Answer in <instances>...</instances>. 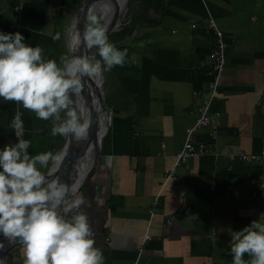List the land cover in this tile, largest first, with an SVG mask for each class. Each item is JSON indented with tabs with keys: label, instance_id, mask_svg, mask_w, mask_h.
Instances as JSON below:
<instances>
[{
	"label": "crops",
	"instance_id": "obj_1",
	"mask_svg": "<svg viewBox=\"0 0 264 264\" xmlns=\"http://www.w3.org/2000/svg\"><path fill=\"white\" fill-rule=\"evenodd\" d=\"M81 1L0 0V32H20L26 44L43 49L45 60L59 64L70 57ZM208 12L228 45L209 108L211 115L219 112L217 132L197 129L194 140L210 152L188 158L175 169L178 182L164 183L186 128L209 97ZM107 35L127 57L103 74L109 120L101 160L74 197L84 199L79 211L88 217L94 246L104 264H232V232L264 222V165L238 157L264 150V0H125ZM18 110L21 137L35 145L46 140V151L54 153L53 119L2 98L0 150L18 142L9 127ZM24 259L22 248L5 264Z\"/></svg>",
	"mask_w": 264,
	"mask_h": 264
},
{
	"label": "clouds",
	"instance_id": "obj_2",
	"mask_svg": "<svg viewBox=\"0 0 264 264\" xmlns=\"http://www.w3.org/2000/svg\"><path fill=\"white\" fill-rule=\"evenodd\" d=\"M98 7V13L87 14L82 34L72 35L70 49L83 43L88 49L95 47L100 59L62 56L58 64L45 60L41 47L26 44L20 32H0V98L34 112L38 119H54L53 135L86 139L90 121L85 106L78 102L82 78L101 80L104 72L125 64L127 52L117 49L107 35L104 21L111 5L102 2ZM21 116L18 110L12 120L20 132ZM17 138L18 142L0 150V235L22 246L24 264H104L88 217L79 211L83 197L69 200L70 192L75 196V186L70 188L58 177L49 179L62 164L64 153L30 155V142ZM41 169H47V175ZM230 243L232 264H264V222L253 220L233 231ZM246 254L250 259H244Z\"/></svg>",
	"mask_w": 264,
	"mask_h": 264
},
{
	"label": "water",
	"instance_id": "obj_3",
	"mask_svg": "<svg viewBox=\"0 0 264 264\" xmlns=\"http://www.w3.org/2000/svg\"><path fill=\"white\" fill-rule=\"evenodd\" d=\"M97 1L98 0H82L79 8L76 11L73 21H75L74 25L77 31H79L81 34L83 32L86 23L87 14L89 13V6L93 2H97ZM113 4H114V10L110 16V19H108L109 17L108 14L106 20L104 21L107 25V33L111 31L113 26L116 24L118 15L122 12V9L124 7L123 6L122 8H120L116 0H113ZM96 12L98 13L99 11L97 10ZM82 55L92 56L95 57V59H97L95 52L92 53L91 49H88L83 43H81L78 49L70 50V57L82 56ZM87 81L94 89V92L96 94L95 99L93 101L91 100L89 93L86 91V89L88 88L86 84ZM102 97H103L102 87L99 88L96 85V80L88 77H83L82 89L80 96L78 98V102L82 103L86 108V114L88 115L90 121L89 135L86 139L83 140H76L71 134L63 135L64 137L63 142L61 143L60 147L54 152V154L63 152L64 160L60 165V167L58 168V170L54 173L53 177H49V179L58 177L61 182L65 183L70 188L72 186H75L76 188L75 196L78 193H80L83 188H85L88 180L96 172L100 164L101 143L100 141L97 142L96 140H94V138L97 135L98 131L100 130L99 115L101 113H107L106 107L102 101ZM64 115L65 114H63V117ZM105 127H106V123H105ZM103 135H102V139H103ZM91 142H93V154H92V159L89 165L87 166V162H86L88 155L87 149L91 144ZM49 167H51V163L49 164ZM44 173L45 175H47V169ZM75 196H73L70 192L69 200L73 199ZM1 241H4L6 243V246L4 248V255L3 257L0 258L4 260V263L12 251L22 249V246L19 243L9 242L2 235H0V243Z\"/></svg>",
	"mask_w": 264,
	"mask_h": 264
},
{
	"label": "built area",
	"instance_id": "obj_4",
	"mask_svg": "<svg viewBox=\"0 0 264 264\" xmlns=\"http://www.w3.org/2000/svg\"><path fill=\"white\" fill-rule=\"evenodd\" d=\"M16 9H18V6L16 7ZM205 20L207 21L213 35V47L208 54L210 70L206 72V76L209 78L207 82L209 97L203 100V102L197 107V115L194 122L192 123V125L186 128L183 144L180 150L177 151L174 155V164L172 165L171 169H169L168 173L164 176V183H166L167 181L178 182V178L175 176V169L178 165L183 164L188 158L194 156H202L210 152L209 147L205 143L197 142L194 140L193 135L197 129L210 127L211 133L213 135H215L217 132V117H219V112H215L211 115L209 113V108L212 99L216 91L218 90L219 81L225 68L228 45L224 40L223 31L218 27L215 19L209 12L207 13ZM12 120L13 117L9 121L10 129L12 130L16 138L18 136L19 139H23L21 137L22 132L14 128ZM238 157L244 161L260 162L264 165V150L260 151L259 153L240 152L238 153ZM150 215L152 216V212L150 213ZM147 238L148 236L145 235V239Z\"/></svg>",
	"mask_w": 264,
	"mask_h": 264
},
{
	"label": "bare ground",
	"instance_id": "obj_5",
	"mask_svg": "<svg viewBox=\"0 0 264 264\" xmlns=\"http://www.w3.org/2000/svg\"><path fill=\"white\" fill-rule=\"evenodd\" d=\"M102 2H107V3H110V5H111V8H112V10H111V12L109 13V17H108V19H110V16H111V14H112V12H113V10H114V4H113V0H98L97 2H93L90 6H89V11L90 10H98L99 11V7H98V5L100 4V3H102ZM116 2H117V4L119 5V7L120 8H122L123 6H124V3H125V0H116ZM94 5H97V7H93ZM75 21H73V23H72V28L70 29V41H71V37H72V35L75 33V32H77V29H76V27H75ZM227 39H228V37H227ZM70 41H69V47H70ZM210 42V41H209ZM71 50V49H70ZM86 84H87V89H86V91L89 93V95H90V98H91V100L93 101L94 99H95V92H94V89L91 87V85L89 84V82L87 81L86 82ZM96 85L99 87V88H101L102 87V79L101 80H96ZM106 116V118H104ZM105 116H104V113H101L100 115H99V125H100V127H99V131H98V133H97V135L95 136V138H94V140H96L97 142L98 141H100V143L102 144V135H103V132L105 131V123H106V120L105 119H107V121L109 120V117H108V114L107 113H105ZM86 117L89 119V117H88V115L86 114ZM198 133V132H197ZM87 160H86V162H87V166L89 165V163H90V161H91V159H92V154H93V142H91V144L89 145V147H88V149H87ZM153 200V199H152ZM101 234H103V233H101ZM0 245H3V247H0V258L1 257H3V255H4V248H5V246H6V243L4 242V241H1V243H0ZM97 245V244H96ZM103 252V251H102Z\"/></svg>",
	"mask_w": 264,
	"mask_h": 264
},
{
	"label": "trees",
	"instance_id": "obj_6",
	"mask_svg": "<svg viewBox=\"0 0 264 264\" xmlns=\"http://www.w3.org/2000/svg\"><path fill=\"white\" fill-rule=\"evenodd\" d=\"M96 57H97V59H100L99 56H98V52L96 54ZM45 141L46 140H44V142L43 141H39V143L37 145H35L34 143L30 144L31 151H29V154L30 155H36V154L47 152L46 151V145H45L46 142ZM42 171H44V170H42Z\"/></svg>",
	"mask_w": 264,
	"mask_h": 264
},
{
	"label": "rangeland",
	"instance_id": "obj_7",
	"mask_svg": "<svg viewBox=\"0 0 264 264\" xmlns=\"http://www.w3.org/2000/svg\"><path fill=\"white\" fill-rule=\"evenodd\" d=\"M92 50V49H91ZM102 79H104V81H103V83L102 84H108V80H106L105 78H102ZM61 116H62V114H61ZM52 127L54 126V124H56L57 122L53 119L52 121ZM59 137H57V139H55L54 140V150H57L59 147H60V145H61V143L63 142V140H64V137H63V135H58ZM51 137L53 138H55L56 137V135H53L52 134V131H51ZM39 167V166H38ZM42 170H46V169H41V171ZM44 171H42V172H44ZM8 259V258H7ZM5 263H6V261H5ZM4 263V264H5Z\"/></svg>",
	"mask_w": 264,
	"mask_h": 264
}]
</instances>
